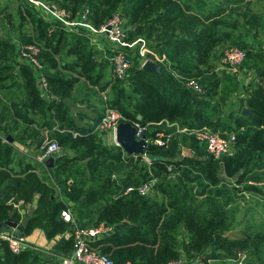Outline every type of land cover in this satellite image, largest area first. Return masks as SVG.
Segmentation results:
<instances>
[{
    "label": "trees",
    "instance_id": "1",
    "mask_svg": "<svg viewBox=\"0 0 264 264\" xmlns=\"http://www.w3.org/2000/svg\"><path fill=\"white\" fill-rule=\"evenodd\" d=\"M247 1L254 2L223 0L222 6L215 5L207 10L199 1L196 6L181 0H89L95 25H102L117 9H122L128 26L148 25L152 29L150 37H155L157 50L167 57L170 68L163 66V74L158 75L142 69L140 58L133 55L136 65L130 69L126 80L117 79L120 85L109 101L110 107L119 110L126 119L139 120L148 126L146 135L151 142L147 152L163 155L164 159L147 161L143 155L126 154L119 145L108 146L95 132L94 126L85 131L77 129L76 136L71 125L70 129H64V126L54 129L50 112L63 110V114L55 113L54 119H65L68 109H62L63 99L71 95L79 81L56 71V56L74 54L76 65L70 67H80V74L101 89L106 86L100 84L104 63L97 60L98 51L86 36L69 35L59 27L50 33V23L38 16L30 2L25 0L18 8L20 44L10 35L0 38V90L17 85L14 70L19 66L27 97L18 103L21 107L17 106L20 111L26 109L22 115L24 122L37 123L38 128L32 129L29 135L13 134L9 130L10 122L5 124L8 117L0 97V227L12 219L21 223L24 236L40 229L48 241L56 240L71 230L70 223L61 216L62 209L70 206L85 227H97L102 223L116 226L112 233L93 243L109 254L115 264H166L183 254L188 259L202 255L205 260L212 259L213 264H225V259L237 252L258 257L246 261V264H264L258 254L260 245L264 244L263 232L231 239L225 235L221 204L200 211L189 202L193 194L190 181L204 177L208 182L204 185L205 191L211 185L218 186L223 174L235 178L237 184H244V189L240 190L264 195L263 187L249 183V180L258 179L256 170L264 168V42L263 47L255 49L254 53H247L257 78L246 87L245 95L237 104L239 112H234L236 105L232 104L226 119H223L221 105L215 103L223 79L208 66L214 47L231 34L219 25L225 14L224 4L237 5ZM52 2L68 9L73 16L82 11L86 3L85 0ZM26 21L32 24V35H25L22 25ZM140 28L144 31L143 27ZM175 29L187 37H177L173 34ZM247 31L246 34H251L256 42H262L264 39L259 37L264 36V18L250 21ZM137 34L135 30L131 31L130 39ZM248 43L250 41H246L242 34L234 42L242 48ZM32 44L42 47L38 59L45 65L51 94L59 95V101L44 97L31 65L17 59L26 52L25 47ZM187 51L193 52L197 61L208 67L200 68L182 57ZM173 72L183 78H177ZM191 77L199 80L206 90L204 94H194L186 87L185 82ZM244 107L251 114L244 115ZM30 111L40 113L43 119L30 115ZM139 115L141 119H138ZM203 126L235 133L236 153L216 159L195 136L178 131V127L195 129ZM43 130H48L63 148V154L56 158L52 168L36 161L46 169L45 176L38 173L34 161H28L16 146V142L27 144L28 140H32L28 143L30 146L33 143L43 146ZM159 131L172 134L163 145L154 142ZM182 145H189L197 156L205 154L206 157L184 155ZM131 166L135 171L130 170L126 177L118 175L123 168ZM197 172L201 175L192 178ZM144 182L152 183V192L148 195L137 191L125 193L128 186ZM57 186L59 194L56 193ZM215 191L220 193L218 188ZM36 198V206L23 218L15 203L24 208ZM72 245L71 238L62 236L55 247L63 254L69 252ZM0 264H46V260L40 250L28 248L13 253L6 241H0Z\"/></svg>",
    "mask_w": 264,
    "mask_h": 264
},
{
    "label": "built area",
    "instance_id": "2",
    "mask_svg": "<svg viewBox=\"0 0 264 264\" xmlns=\"http://www.w3.org/2000/svg\"><path fill=\"white\" fill-rule=\"evenodd\" d=\"M34 8L38 16L50 23L49 32L52 33L56 28L64 29L69 35L82 34L86 36L94 45H100V39L104 38L112 52L113 74L116 79L126 80L129 75V70L133 64L130 48L138 46V54L140 58L141 67L147 60L158 62L163 66L169 67L167 57L159 54L157 51L151 49L148 41L140 38L132 42L125 29V19L123 15L117 11L102 25L97 26L91 19V8L86 7L80 11L76 16H73L71 11L61 7L56 2L48 0H28ZM29 56L28 63L31 65L37 84L43 96L50 99L52 96L49 81L45 75V65L38 59L42 47L39 44H32L26 46ZM247 59V51L238 46H232L226 49L222 55L223 63L228 67L229 71L234 74H239ZM177 78H183L179 73L173 72ZM194 94H204L205 88L200 84L196 78H187L185 82ZM245 95V94H244ZM130 121L136 128L135 136L141 139L146 135L148 129L147 125H143L139 120H128L123 114L115 108H107L101 121L96 125L95 132L103 139L104 143H109V135L112 134L114 141H116V129L120 122ZM172 126L173 124H168ZM178 131L186 132L193 135L197 140L204 144L207 151L214 158L219 159L222 156L233 155L237 151V137L235 133H227L219 129H213L210 126H203L201 128L188 129L179 128ZM46 141L42 146L41 152L37 156V161L46 164V160L56 153L57 157L63 154V148L58 140L49 138V131H46ZM45 135V136H46ZM78 135L75 133V136ZM172 134L166 131H159L155 135L154 142L163 145L169 141ZM6 141L5 138H3ZM151 142V139H149ZM118 145V144H117ZM143 157L148 160L146 154ZM115 176V175H114ZM72 180L68 183L70 184ZM60 192V188L57 186ZM152 184L144 182L139 185H130L126 188L125 193L137 191L139 194L148 195L151 192ZM62 218L70 223L71 230L65 232L62 236L71 238L73 241L72 249L69 252L63 253L59 257V264H115V261L109 254L103 253L98 246L93 245L97 240L112 233L116 228L114 225H106L104 223L97 227H85L81 224L77 214L72 207L68 206L61 211ZM0 241H6L13 253H21L22 251L33 248L38 249L33 243L28 240L27 236H17L11 230H0ZM247 253L237 252L232 257L225 259V264H246ZM166 264H213L212 259L205 260L202 255H195L188 259L183 254L179 259L172 260Z\"/></svg>",
    "mask_w": 264,
    "mask_h": 264
},
{
    "label": "rangeland",
    "instance_id": "3",
    "mask_svg": "<svg viewBox=\"0 0 264 264\" xmlns=\"http://www.w3.org/2000/svg\"><path fill=\"white\" fill-rule=\"evenodd\" d=\"M11 1V0H10ZM16 3L18 2V8L20 5L25 3V0H14ZM13 1V2H14ZM54 1V0H52ZM183 3L184 1H188L192 3V5H196V2L199 1L201 3H204L206 6V9L212 8L216 5V3L219 2V0H181ZM85 5L83 8L90 7L89 0H85ZM220 3V2H219ZM9 7V6H8ZM249 8V9H248ZM124 17L125 19V29L127 31L128 37L130 39V32L136 31L138 34L136 36L149 38V42L151 47H155L156 49L159 48L158 41L155 40V37H150L152 33V29L148 25H142V26H128L127 25V18L123 14L122 9H117ZM4 13V11H2ZM10 16L7 18V21H4L3 18H0V24L1 26H4V33H0V38L6 36L8 27L11 26V30L14 25H17L21 23V20L19 18L18 12L14 8V11L9 14ZM264 18V0H254L253 1H247L246 3L237 4L235 6H232L225 12V14L221 17L219 20V25L225 29V31H230V37L226 40L218 44L214 47L212 50L210 57L208 59V66L211 68L213 72L218 74L219 77L223 79V82L220 87V94L215 99V103L221 105V109L224 114L223 119H226L227 114L231 111V106H235L234 112L237 114L239 112V108L237 104L240 102V99L245 94L246 87L251 81H255L257 78V75L254 71V68L251 67L249 64V58H247L244 66L242 67V71L239 74H234L231 71H229L228 67L223 63L222 61V55L224 51L232 46H237L234 44L235 41H238L240 38V35H245L246 41H250L245 49L249 55V53H254L255 49H259L263 47V42H256L254 39H251V34H246L248 32L247 30L250 29V21ZM15 19V22H14ZM4 21V22H3ZM14 24V25H13ZM23 30L26 31L25 35H29L31 32V24L26 23L24 25ZM143 27L144 31L140 28ZM21 26L18 29H15L14 32H10L8 35H11L13 37V40L20 44L19 36L21 35ZM136 28V29H135ZM161 28V27H160ZM6 31V32H5ZM174 32V33H173ZM173 34H175L177 37H187L186 34H182L179 32V29L173 30ZM4 36H1V35ZM264 39L263 35H260L259 39ZM108 45V44H106ZM241 47V46H238ZM107 48V47H106ZM242 48V47H241ZM134 50L136 48H133ZM100 53V52H99ZM106 53V54H105ZM105 55L99 54L100 56H97L99 61H102L104 63L103 68L101 69L103 74V77L101 78V82L104 81V75H106V78L111 75L112 78V88L111 91L115 92L120 83L118 80L113 76V72L110 73V70L112 71V52H110L109 48L105 50ZM132 53V52H131ZM132 55V54H131ZM182 57L188 58L190 61L195 63L200 68H207V65L201 64L197 61L196 56L193 52L187 51L185 52ZM136 65V61L133 60V64L131 68H133ZM130 68V69H131ZM130 71V70H129ZM85 81H88L87 78H84ZM90 81V80H89ZM89 83H92L91 81ZM95 89V88H94ZM99 86V90H100ZM105 110L107 108H111L109 103H106ZM46 135V134H45ZM49 138H53L50 135H48ZM47 138V135L44 136L42 144L45 143ZM196 138V137H195ZM55 139V138H54ZM197 139V138H196ZM108 146H114L115 143H106ZM117 145V144H116ZM16 146L18 150L28 157V161H34L35 165L38 167V173L41 176H45L46 169L42 166H39V164H36L37 162V156L39 155V151H34L30 149L20 148L19 142L16 143ZM21 149V150H20ZM27 151V152H26ZM181 152L184 155H191L194 157H206L204 155L197 156L195 154V151L189 146V145H182L181 146ZM130 170H134L133 166L130 168H123L118 175H122V177H126L127 173ZM135 171V170H134ZM258 179L249 180V183L263 187L264 188V168L257 169L256 170ZM200 176L201 173L197 172L194 175H192V178H197V176ZM250 178V176L248 177ZM52 182V180H51ZM151 183V182H150ZM208 182L204 180L203 178H197L194 181H190V186L193 187L192 196H190L189 202L191 205H196L197 208L200 211H205L208 209H214L217 207V205L222 206V213L224 216V223L226 226L225 229V235L231 239H238L243 238L247 235H249L252 232H263L264 233V195L260 193L251 192L248 190H240L244 189V184H237L235 182V178H231L226 176L225 174L222 175V179L218 186H209L203 191L204 185ZM152 184V183H151ZM240 187V188H237ZM220 190V193L218 194L215 190ZM152 192V190H151ZM150 192V193H151ZM56 193L59 194V189L56 187ZM210 197L214 198L211 199ZM210 200H213L210 202ZM33 204V203H32ZM15 207L20 211L22 217H26L29 215L30 211L35 207L31 204L27 205L24 208H20L19 204L15 203ZM184 236L181 234V239L184 240ZM57 242L56 240H51L49 243H43L41 245H37L33 243L36 247H38L37 251L40 250L41 253L45 255V260H49V263L52 264H59V257L62 255L61 252L55 247V244ZM259 257L261 258V262L264 263V244L260 245L259 248ZM258 257H254L253 255H248L246 261L255 260Z\"/></svg>",
    "mask_w": 264,
    "mask_h": 264
},
{
    "label": "crops",
    "instance_id": "4",
    "mask_svg": "<svg viewBox=\"0 0 264 264\" xmlns=\"http://www.w3.org/2000/svg\"><path fill=\"white\" fill-rule=\"evenodd\" d=\"M13 1L14 0H11V1L10 0H0V18H3L4 21L8 20L7 18L10 16L9 14L14 11V8L18 12L19 3L18 2L16 3L15 1L14 2ZM184 2H186V1H184ZM219 2L216 3V5L220 7V5L221 6L223 5V0H219ZM232 6H235V5L234 4H230V5L224 4V7L226 8L225 12L227 10H229V8ZM20 7H21V5H20ZM2 11H4V13ZM18 15H19V18L21 20L19 12H18ZM14 22H15V19H14ZM26 23H30V22L26 21L24 24H26ZM19 26H20V23L18 24V26L14 25L12 30H11V26L8 27V29H6V31L8 30L6 33L7 35L4 36L2 34L1 36L7 37L11 31L14 32L13 31L14 27H15V29H18ZM22 28H24V26H22ZM31 32L32 33H30V34L32 35L33 34L32 24H31ZM0 33H4V26H1V24H0ZM140 38H144V37L136 36L134 39H130V40L132 42H135L136 40H138ZM144 39H146V38H144ZM149 40H150L149 38L146 39V41H148V42H149ZM100 42L101 43H100L99 47L94 45L91 42V44L95 47L96 51H98L97 56H100L101 54L105 53V50H107L108 48L110 49L108 42L104 38H101ZM106 44H108V45H106ZM148 45L151 49H153V50L157 51L159 54H161L155 47H151L150 43H148ZM133 48H136V49L134 50ZM28 52L26 51L24 53L28 54ZM130 53L132 54V56L134 55V56L139 57L138 46L130 48ZM105 54H103V55H105ZM97 56H96V58L99 61ZM17 59L19 62H27L29 60V56L24 55V54H20V55H18ZM56 59L58 61L56 71L64 74L66 77L78 78L79 81L76 83V86L72 89L71 95L67 96V98L63 99L64 102L62 105V109L64 107H66L68 109V111L66 112L65 119H61V120L60 119L59 120L54 119V114L55 113L63 114L62 113L63 110L62 111L56 110V112H50V115L53 118V119L51 118V121H52V123H54V127H55L54 129H60L63 126H64V129H70V125H71L74 128V130H73L74 134L75 133L78 134L77 129L80 131H85L88 128L94 126V130H95V127L98 124V123H96V121L98 119H100V116H102V115L104 116L105 107L107 105L106 103H109V101L114 97V94H115V92L111 91V88L113 85L112 81H111L112 80L111 75H109L107 78H106V75H104L105 79L102 82H101V80H102L101 79L100 84L106 85V86L104 89L99 90L98 85H94L92 83H89L90 82L89 80L88 81L84 80V78H86V77H84L80 74V71L82 70L80 67H78V66H75L74 68L70 67V65H72V64L76 65L75 62H76L77 57L74 54H70V55H64V54L60 55L59 54L56 56ZM103 66H104V64H103ZM111 72H113V69H112V71L110 70L109 74H111ZM103 74H104V72H103ZM14 75H15L16 81H18L17 85L13 86L12 88H7L4 91L0 90V97L2 98V106L4 105V107H5L4 113L8 117V118H6L5 124L7 122H10L11 125L9 126V130L12 131L13 134L29 135V134H31L32 129L38 128V126H37L38 124L37 123L29 124L27 122H24V120H23L22 115L26 111V109H22L20 111L18 106L21 107V104L18 105V103L21 100L25 99L27 97V95H26V90H25L24 79L20 75L19 66H16V69L14 70ZM11 81L12 80H9V82H11ZM8 93H12V94L8 95ZM52 99H56L59 101L60 96L59 95L57 96L56 94H54V95L52 94V96H50L49 100H52ZM30 115H33L34 117H36L39 120L43 119L42 116L40 115V113H38V112L30 111ZM174 125H172V126H174ZM26 128H27V131H25ZM46 131H48V130H43L42 133L45 135ZM109 138H110L109 143H115V145H116V142L114 141L112 134L109 135ZM31 141L32 140H28L27 144L19 143L20 148L21 149L24 148L23 150L30 149V150H34L37 152L38 151L41 152L42 146L38 147L33 142H32L33 144L31 146L28 145V143H31ZM36 204H37V198L35 199V201L31 205L36 206ZM27 237L31 243H35L37 245H41V244L47 243V242L49 243L44 232L40 229L35 230V232L32 235L27 236ZM60 237H62V236H60ZM60 237H58L57 240ZM46 264H52V263H49V260H46Z\"/></svg>",
    "mask_w": 264,
    "mask_h": 264
},
{
    "label": "water",
    "instance_id": "5",
    "mask_svg": "<svg viewBox=\"0 0 264 264\" xmlns=\"http://www.w3.org/2000/svg\"><path fill=\"white\" fill-rule=\"evenodd\" d=\"M28 52V49L26 48ZM147 72H152L158 75L163 74L162 65L158 62L147 60L142 66ZM244 115L251 114V111L244 107L242 110ZM142 116L139 115L138 119H141ZM136 128L130 121H122L118 124L116 129V141L119 146L122 147L124 152L128 155H144L146 154L149 161L164 159L163 155H156L147 152V148L150 145L147 135H144L141 139H137L135 136ZM13 138L9 136V141H12ZM57 154L53 153L47 160L46 165L49 168L54 167ZM0 230H11L17 236H23L22 225L21 223L9 219L1 227Z\"/></svg>",
    "mask_w": 264,
    "mask_h": 264
}]
</instances>
